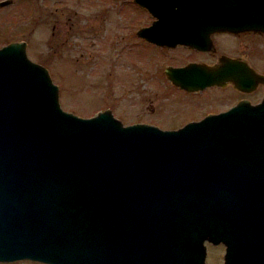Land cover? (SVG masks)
I'll use <instances>...</instances> for the list:
<instances>
[{"label":"water","instance_id":"1","mask_svg":"<svg viewBox=\"0 0 264 264\" xmlns=\"http://www.w3.org/2000/svg\"><path fill=\"white\" fill-rule=\"evenodd\" d=\"M133 1L203 15L189 10L245 3ZM178 30L138 32L169 42L146 33ZM25 46L0 45V261L206 264V240L223 243L219 264H264V95L176 127L123 123L109 107L82 116ZM184 67L165 73L194 85Z\"/></svg>","mask_w":264,"mask_h":264},{"label":"rangeland","instance_id":"2","mask_svg":"<svg viewBox=\"0 0 264 264\" xmlns=\"http://www.w3.org/2000/svg\"><path fill=\"white\" fill-rule=\"evenodd\" d=\"M134 12L130 0H7L0 4V45L26 41L28 57L43 64L57 84L63 109L88 116L109 107L123 123L153 121L160 119L162 108H175V93L162 76L167 57L153 49V61H147L142 54L148 46L130 44L126 22L145 18L143 11ZM253 44L250 54L259 67ZM138 62L143 63L139 68ZM171 117L156 124L171 127ZM222 253L220 243L207 244L205 263L219 264ZM0 264L48 263L21 258Z\"/></svg>","mask_w":264,"mask_h":264},{"label":"flooded vegetation","instance_id":"3","mask_svg":"<svg viewBox=\"0 0 264 264\" xmlns=\"http://www.w3.org/2000/svg\"><path fill=\"white\" fill-rule=\"evenodd\" d=\"M241 1L245 3L240 9L222 5L189 10L212 13L203 15L183 13L188 9L181 6L147 7L130 0L134 4V15L136 9L145 13V18L135 16L126 22L131 32L130 44L137 46L141 43L140 45L148 46L142 54L147 61H153V49L161 51L167 57L168 60L161 67L162 76L169 83L167 86L171 88L170 91L175 93L176 101L175 108L168 112L162 108L160 119L152 121L146 118L138 122L157 125L156 122L167 120L172 115L174 117H171L172 123L169 126L176 127L214 115L238 103L260 102L264 95V82L260 78V75L264 76V0ZM188 19L192 21H176ZM144 26L160 30L174 26L180 30L169 33L147 32L148 36L153 34L161 37L169 34L172 37L169 42H156L139 34L138 30ZM250 43H255L253 46L256 50L253 52L259 53V67L257 60L251 57ZM138 63L136 66L139 68L143 63ZM167 66H185L181 72L193 75L194 85L174 83L165 73ZM142 72L150 77L145 70ZM204 242L205 247L211 243L206 240ZM218 243L224 249L223 243Z\"/></svg>","mask_w":264,"mask_h":264},{"label":"bare ground","instance_id":"4","mask_svg":"<svg viewBox=\"0 0 264 264\" xmlns=\"http://www.w3.org/2000/svg\"><path fill=\"white\" fill-rule=\"evenodd\" d=\"M162 7H164V6H162Z\"/></svg>","mask_w":264,"mask_h":264}]
</instances>
